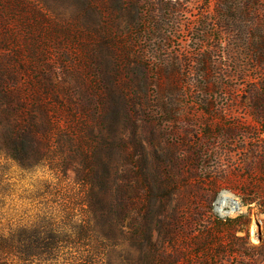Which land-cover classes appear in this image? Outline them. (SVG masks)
Instances as JSON below:
<instances>
[{
    "label": "rangeland",
    "instance_id": "1",
    "mask_svg": "<svg viewBox=\"0 0 264 264\" xmlns=\"http://www.w3.org/2000/svg\"><path fill=\"white\" fill-rule=\"evenodd\" d=\"M225 1L0 0V66L26 108L40 96L56 130L98 134L112 210L120 185L139 192L138 213L86 240L75 149L30 168L0 153V225L30 235L27 264H89L91 247L92 264H264V0ZM145 216L164 218L152 247ZM49 230L62 242L47 260L35 238Z\"/></svg>",
    "mask_w": 264,
    "mask_h": 264
},
{
    "label": "trees",
    "instance_id": "2",
    "mask_svg": "<svg viewBox=\"0 0 264 264\" xmlns=\"http://www.w3.org/2000/svg\"><path fill=\"white\" fill-rule=\"evenodd\" d=\"M225 2L231 3L230 0ZM232 13H234V10L228 9L225 14L230 16L233 15ZM142 14L144 18H152L155 12L153 8H146L142 11ZM57 89L58 85L55 84L54 90ZM20 90L21 85L17 82L15 73L6 67L0 66V153H3L6 158L13 160L21 167L30 168L50 159L56 147L54 146L55 143H67L74 148L73 159L78 162L77 165L74 164L73 166L76 178L89 187L85 200L88 214L86 218L84 216L80 221L86 225H80L83 233L81 232L79 236L90 240L91 235L87 234V231L92 229L94 231L95 224L99 222L102 224L104 232L96 233V236L101 240L107 238L105 230H112V213H115L121 221L129 218L132 214L138 213L139 209L137 208L135 197L139 199V192L130 195L125 190V187L123 188L120 185L123 193H119L118 203L114 205L115 209L112 210V202L108 195L109 180L106 176L109 164L96 155L94 145L92 146V140L98 134L88 130L84 134L87 135L85 138L84 135H79L76 131L65 132L56 130L58 119L49 114L45 100L40 96H36L34 104L30 105L31 108H26L28 106L21 97ZM99 170L102 176L98 178L95 174ZM160 185L165 191L161 195L163 197L162 200H159V206L163 209L166 206L163 200L165 199L167 202L173 191L169 182L164 183V180H161ZM153 208L154 203L151 202L147 213L153 211ZM133 210L135 212L132 213ZM144 219L146 220L143 234L144 241L149 247L155 246L156 241L153 240L152 223L154 221L157 223L164 222V218L156 217L155 220L150 218L147 221L148 218L145 216ZM30 238V235L25 230H22L17 235L5 233L0 225V264H27L29 256L32 254ZM41 238L39 235L35 238V244L42 247L37 253L47 254V260L55 258V256L57 258L60 253V247L57 246V243L62 242L61 238L57 234L52 233V230L47 232L43 241H40ZM18 239L19 242H16ZM82 244L90 245L89 242ZM89 249V264L102 258V251H99L100 247H95L94 249L91 247ZM149 261L150 264H164L163 261L155 260V256L149 257Z\"/></svg>",
    "mask_w": 264,
    "mask_h": 264
}]
</instances>
